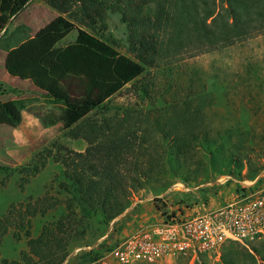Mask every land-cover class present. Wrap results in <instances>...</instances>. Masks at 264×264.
Here are the masks:
<instances>
[{
	"label": "trees",
	"instance_id": "trees-1",
	"mask_svg": "<svg viewBox=\"0 0 264 264\" xmlns=\"http://www.w3.org/2000/svg\"><path fill=\"white\" fill-rule=\"evenodd\" d=\"M29 1L0 0V33ZM44 2L59 14L19 44H1L6 50L3 67L10 77L31 82L47 101L59 105V116L48 124L60 122L68 137L83 139L86 146L74 150L54 140L34 164L20 168L24 181L48 159L61 169L55 194L47 191L35 200L28 196L27 203L11 204L0 216V245L9 229L20 239L27 225L23 264H62L68 246L84 237L90 220L109 225L131 205L135 192L151 185L168 187L179 173L186 184L195 182L208 172L210 160L232 178L243 177L245 170L254 179L264 169V152L253 129L216 126L202 95L173 76L184 56L229 45L264 28V0ZM109 12L125 24V53L112 45ZM73 29L75 41L58 45ZM70 80L82 91L71 93ZM127 84L139 104L105 115L108 101ZM8 93L16 97L0 99V125L17 127L26 99L19 94L22 90L0 80V96ZM199 193L207 202L204 196L215 189L200 188ZM55 210L59 215L31 237V218ZM255 242L258 245L226 242L221 264L264 262V240ZM86 251L93 259L103 253L97 247Z\"/></svg>",
	"mask_w": 264,
	"mask_h": 264
},
{
	"label": "rangeland",
	"instance_id": "rangeland-1",
	"mask_svg": "<svg viewBox=\"0 0 264 264\" xmlns=\"http://www.w3.org/2000/svg\"><path fill=\"white\" fill-rule=\"evenodd\" d=\"M58 14L44 0H30L21 12L12 17L7 31L0 33V71L4 69L3 61L6 54V50L2 48L1 44L4 45L9 41L14 45L19 44L25 38L33 36ZM107 24V32L111 36L110 39L113 40L112 45L121 53H125V24L120 21L118 14L111 12H109ZM83 28L92 32L87 27ZM75 37L76 30L73 29L58 45L72 43L75 41ZM183 59L176 65L178 71L173 69V76L179 77L182 86L189 84L194 93L202 95V104L211 122L216 126L233 124L250 132L253 129L255 133H252L257 136L255 141H258L264 152V28L254 31L242 39L235 40L229 45L189 57L184 56ZM0 80L3 81L2 78ZM130 85L127 84L108 101L104 111L105 115L113 114L119 107L127 105L136 108V104H139L138 95L130 89ZM67 87L71 93L77 94L82 91L81 86L77 85L75 81H68ZM19 94L26 99L27 104L22 111L24 112L23 121L17 127L0 125V165L9 168L8 170L0 169V216L6 213L11 204L27 203L28 196H32L31 200H35L37 196H41L47 191L55 194L57 184L55 178H58L57 175L61 169L51 159L46 161L40 171L24 181L25 173L21 172L20 168L34 164L39 152L50 147L54 140L74 150H83L86 146L83 139L68 137L60 122L48 124L50 120L59 116V105L47 101L41 93L32 89H24ZM12 97H16L15 94L8 93L0 96V99L6 100ZM97 115L101 116L100 113ZM216 166L218 164L215 160H210L208 172L201 175L195 182L186 184L182 179V174L179 173L168 187L160 185L146 187V194L153 196V201L161 210V214L157 218L125 225L123 222H128L129 216L126 214V217L114 219L115 221H111L106 226L99 224L96 220H90L84 237L73 240L68 246V256L62 264H100L99 258L107 253L114 244L122 241L145 224L160 219L162 212L167 214L180 208L187 214L196 209L201 212L202 207L198 204H203L207 209L223 205L235 197L241 182L251 179L244 172L245 170L242 174L243 177L232 178L222 175L221 170ZM177 183L179 189L172 191L173 185ZM209 186L215 189V193L204 196L207 202L203 198L197 199L196 194L199 193L200 188H210ZM186 187L188 189H185ZM137 192L133 194L132 202L136 200V195L138 199L144 198L143 195L139 196L142 192L139 194ZM58 197L63 199L61 195ZM178 204L179 206H177ZM133 208L130 211L131 214L137 210L136 205ZM59 213V210L49 211L44 216L36 215L31 218L29 227L31 237L38 236L42 226L56 218ZM25 229H27V225L23 231H20V239L14 237L13 229H9L0 245V264H13V261L23 264L22 252L28 251L24 235ZM103 233L109 234L105 240H102ZM115 236L114 243L113 241H111L112 243L106 242L109 237L113 239ZM258 243L252 242L251 244L258 245ZM87 246L99 248L103 252L102 255L98 259H93V254L87 253V249H84ZM3 260L7 262L5 263ZM195 262L197 264H221L219 255L215 253L203 254L194 261L183 256H175L152 264H194ZM257 264H264V262L258 260Z\"/></svg>",
	"mask_w": 264,
	"mask_h": 264
},
{
	"label": "built area",
	"instance_id": "built-area-1",
	"mask_svg": "<svg viewBox=\"0 0 264 264\" xmlns=\"http://www.w3.org/2000/svg\"><path fill=\"white\" fill-rule=\"evenodd\" d=\"M241 183L235 197L223 205L187 214L179 208L145 224L114 244L99 258L100 264H152L175 256L194 261L203 254L220 255L229 241L246 246L264 240V169Z\"/></svg>",
	"mask_w": 264,
	"mask_h": 264
},
{
	"label": "crops",
	"instance_id": "crops-1",
	"mask_svg": "<svg viewBox=\"0 0 264 264\" xmlns=\"http://www.w3.org/2000/svg\"><path fill=\"white\" fill-rule=\"evenodd\" d=\"M0 78H2L4 83H6L7 85L14 87V88H17V89H20L22 91L24 89H27V90L32 89L34 91H37L31 82L22 81V80H19L17 78H12L6 73L5 69L0 71ZM23 114H24V112H22V115ZM22 121H23V116H22ZM185 189H188V188L186 187ZM145 190L146 189H142V190L137 192L138 194L142 192L141 194H139V196L143 195L144 198L138 199V197L136 195L135 196L136 200H134L131 203V205L122 214L117 216L115 218V220H118L120 218H124V217H126V214H128L129 215L128 219H127L128 222H126V221L123 222L126 225V223L127 224L128 223L129 224L139 223V222H143L145 220H149L150 218L154 219V218L159 217L161 214V210H159L160 209L159 206L153 201V196L146 194L147 192ZM196 197H197V199L201 198V194L200 193L196 194ZM138 202H140V204H137ZM135 205H136L137 210L134 212V214H131L130 211H132L134 209L133 207ZM177 206H179V204ZM198 206H201L202 209H205V206L203 204L202 205L198 204ZM176 209H179V208H176ZM114 240H116V236L113 239H112V237H109V239L106 242L112 243L111 241H113V243H114L115 242ZM117 240H118V238H117ZM118 241H120V240H118Z\"/></svg>",
	"mask_w": 264,
	"mask_h": 264
}]
</instances>
